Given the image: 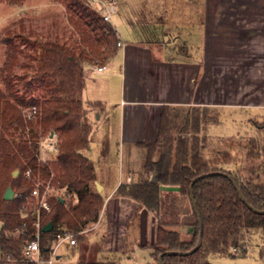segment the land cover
<instances>
[{
    "label": "trees",
    "instance_id": "obj_1",
    "mask_svg": "<svg viewBox=\"0 0 264 264\" xmlns=\"http://www.w3.org/2000/svg\"><path fill=\"white\" fill-rule=\"evenodd\" d=\"M62 2L67 12L79 20L78 32L84 37L91 35L86 42L94 41L106 48L97 53L59 41H46L36 46L28 38H21L26 47H34L31 62L35 64L33 79L24 83V91L33 95L37 88L40 92L38 99L22 100L21 104L37 108L40 121L49 133L46 137L52 139L54 134L56 154L46 162H40L38 156L42 146L39 141L21 142L23 134H16L30 128L32 120L26 125L20 111L3 118V125H0V264H36L23 256L24 243L34 233L36 217L31 214L23 218L22 207L38 179L47 182L53 176V183L65 194H54L50 198L51 211L42 213L43 227L53 224L52 231H42L41 234L45 259L51 255L58 227L67 226L74 233L76 242L83 241L84 236L79 233L88 224L98 222L104 206L102 194L92 189L96 181L95 164L83 154L90 145L94 129L89 107L103 108L100 103H89L88 107L83 100L85 70L97 58L100 59L99 66L106 65L119 52L121 40L116 28L104 20L89 0ZM0 43L8 54L13 53L15 47L10 35L0 34ZM4 98L0 88V119ZM178 109L166 107L158 140L142 145L147 150L143 172L155 175L156 181L152 182L151 176L143 181L122 184L117 193L134 199L154 214L157 236L152 246V258L157 263L161 255L170 251L183 254H166L163 264H212L213 255L233 256L231 251L235 247L241 256L247 251V234L264 237V140L255 135L247 144L241 145L233 137L206 135L203 139L181 138L174 144V137L169 132L172 113ZM212 124H219V119L214 118ZM6 131L10 133L5 134ZM30 135L32 139L36 138L34 134ZM159 148L162 151L154 160ZM28 169L33 171L35 181L26 177ZM16 170L20 174L13 177ZM203 175L208 176L193 186L196 211L190 186ZM232 180L248 204L242 200ZM9 187L15 196L12 200H5L4 194ZM162 187L176 188L177 191L162 194ZM198 216L202 222V244L197 251L185 255L198 243L201 233ZM172 227L189 228L191 238L183 239L179 231L170 229ZM22 228H25V234L16 238L13 233ZM261 254L264 255V250ZM78 264L118 263L106 259L80 261Z\"/></svg>",
    "mask_w": 264,
    "mask_h": 264
},
{
    "label": "crops",
    "instance_id": "obj_2",
    "mask_svg": "<svg viewBox=\"0 0 264 264\" xmlns=\"http://www.w3.org/2000/svg\"><path fill=\"white\" fill-rule=\"evenodd\" d=\"M90 1L100 4V8H95L103 17L108 10L111 11V22L116 20L115 28L121 40L117 55L103 65L107 71L99 72L97 68L100 66L85 70L86 87L83 93V100L88 106L89 103L103 106L102 109L90 108L94 129L90 145L83 151L95 164L96 181L93 185L97 191L98 185L101 186L100 193L105 199L97 222L99 230L91 234L88 243L98 246L95 251L99 259L95 261H114L102 253L104 250H115L106 244L118 241L123 226L120 215L123 208L131 209L133 206L132 213L136 216L141 214L142 224L154 232L153 239L147 240L146 234L139 244L150 247L151 254L156 242L157 221L142 204L117 194L122 184L143 181L147 174L143 172L144 163L139 179H136V171L132 167L124 168L121 148L114 160L111 148L113 131L117 133L118 143L127 145L130 156L137 155L142 161L141 158L145 159L147 155L142 145L158 140L166 107L187 110L209 108L221 116L220 125L225 123V118L235 121V117L241 114L263 115L264 0H202L201 51L192 59L167 56L168 53H176L177 48L165 47L151 32L144 34L142 27L151 24L146 23L151 18L149 0H132L130 7L126 8L128 3L124 0H121L120 8L115 0ZM120 9H123L122 12H134L135 17L124 18L125 14L120 13ZM121 24L130 27L127 35L119 32ZM174 42L169 40V44ZM156 44L160 45L162 54H156ZM88 78L90 84L87 83ZM170 229L180 232V228ZM64 248L69 251L74 246L66 245ZM251 248L248 246L241 256L213 255L212 264H264L261 251ZM84 251L80 252L76 264L88 261L83 255L89 250ZM63 257L59 254L57 262Z\"/></svg>",
    "mask_w": 264,
    "mask_h": 264
},
{
    "label": "rangeland",
    "instance_id": "obj_3",
    "mask_svg": "<svg viewBox=\"0 0 264 264\" xmlns=\"http://www.w3.org/2000/svg\"><path fill=\"white\" fill-rule=\"evenodd\" d=\"M116 1L117 6H119L121 0H115V2ZM131 1L132 0H124V2L128 3L125 5V8L127 6L130 7ZM89 2L95 10V6L97 8L101 7L98 2H91L90 0ZM149 2V17H151L150 19L152 20L149 19V22L146 21L148 24L151 23L150 25L142 27L144 34L146 31L149 33L151 32L156 39L162 41V44H164L165 47L173 46L174 48H177L176 53H168L166 54L167 56L173 55L186 59L197 57V54L201 51L202 43V28L200 26L202 17V0H149ZM120 7L121 6H119V8ZM122 10L123 9H120L119 12L125 14L123 15L124 18L125 16H128L129 18L135 17L134 12H122ZM78 23H80L79 20L67 12L65 3L62 2V0L0 1V34L10 35L13 38V44L15 47L13 53L8 54L6 52V47L0 43V88L5 96L1 101L2 118L0 119V125H3V118L7 115H12L19 111L21 112L26 125L32 120L30 122L32 123L30 128L26 127L22 132L19 130L16 134H23L21 142H25L26 140L39 141L42 146V160L44 159L46 161L50 159V157H53L51 155L56 154V151L49 150L48 152L44 150L48 143L51 142V140L54 141V139L46 137V134L49 133L41 123L40 116L37 114V116L28 119L26 115L30 112L29 110L31 108L21 104L22 100L29 102L33 97L38 99L40 94L37 88L33 91V95L24 91V83L31 82L33 79L35 64L31 62V54L34 47H26V45L22 43L21 38H28L32 43H35L36 46L46 41H59L66 42L76 49H84L86 51L89 50L97 53L104 51V48H106L105 45L98 46L94 41L93 43L86 42L88 35L89 37H91V35L88 34L86 35L87 37L81 35L78 32ZM152 23L154 24L152 25ZM111 24L116 27V20H113ZM127 31H130V27L123 26L122 24L119 26V32L122 33V35H127ZM169 40H175V42L169 44ZM159 48L160 45H154L156 54H162V52L159 51ZM99 60L100 59L97 58L95 63L88 64L86 69L88 67L99 66ZM87 83L90 84L89 78L87 79ZM35 87H37L36 84ZM218 115L219 114L216 111L211 109L208 111L197 109H178L174 111L171 116L172 121L169 132V134L174 137V144H176L177 140L181 138H187L189 140L194 138L203 139L206 135H211L215 138L233 137L241 145L247 144L248 139L255 135L262 136V139L264 140V113L261 116L241 114L235 117V121L225 118V123L223 125H220L221 116ZM214 118L219 119V124L213 126L212 122H214ZM196 119H199L200 121L196 122ZM9 133L10 131H6L5 134ZM30 134H34L36 138L32 139ZM118 141L117 133L113 131L111 135V148L114 160L118 158L119 149L121 148L122 166L126 169L127 167H132L136 171V179H139L142 174L141 166L145 161V159H143L144 157L141 158L142 161L137 155L131 157L127 145L123 143L119 144ZM161 151L162 148H159L154 160L159 158ZM205 153H208V151ZM231 168H234V166ZM151 176H153V174L148 173L145 180L149 179ZM39 177L38 173V178ZM128 184H130V182ZM92 189L93 191L98 192L94 185L92 186ZM161 189L162 194H166L170 191H177L176 188L171 189L162 187ZM57 193L64 196V192ZM67 200H69V197H67ZM131 207L133 208V206ZM131 209L123 208L120 214L123 226L121 227L122 232L117 238L118 241H114L112 244H106L108 248L114 247L115 250H104L102 254L111 257L118 264H158L157 261L154 259L152 260L150 247H142L139 245L142 241L141 239H145L146 234L147 240L153 239L155 234L154 232L152 233L150 228L147 230L146 226H144L145 224H142L140 221L142 215H134L132 213L134 208L133 210ZM98 230L99 226L97 222L88 224L83 231L79 233V235L84 236V240H78L77 245L74 248L69 249V251L62 248L60 254H63L65 257L59 260L56 264H76L80 258V252H85L84 250H89L83 255L88 261L99 259L96 252L98 246H90L88 243V238L91 234L97 233ZM179 230L183 239L191 238L189 228L181 227ZM247 239H249L248 246H251L252 250L258 252L264 250L263 236L251 234Z\"/></svg>",
    "mask_w": 264,
    "mask_h": 264
},
{
    "label": "built area",
    "instance_id": "obj_4",
    "mask_svg": "<svg viewBox=\"0 0 264 264\" xmlns=\"http://www.w3.org/2000/svg\"><path fill=\"white\" fill-rule=\"evenodd\" d=\"M111 11L108 10L107 14L104 16V20L108 23L111 22ZM121 45V44H119ZM99 72L107 71L106 66H100L97 68ZM30 112L26 115L28 119L33 118L37 114V108L33 107ZM45 151L55 149V143L53 140L48 143L47 147L44 149ZM40 162H46V160H42L41 155L38 156ZM26 177L30 180L34 179L33 171L28 169L26 171ZM53 178V176H52ZM52 178L47 181L37 180L34 183V187L31 193L26 197V201L22 207V217L27 218L31 214L36 217L33 226L34 233L30 235L24 243L23 256L26 260L30 262H34L36 264H55L57 262V258L60 254V250L66 245L75 246L77 244L76 239L74 237V233L66 226H60L56 229L55 232V241L51 250V255L48 259H45L42 253V231H43V221H42V213L50 212L52 209L50 198L56 194L57 192H64L61 189H58V185L56 186L53 183ZM57 195H59L57 193ZM65 195V194H64ZM25 234V228L17 229L13 235L16 238H19L21 235ZM249 237V234L246 235ZM239 249L237 247L232 248V255L239 256Z\"/></svg>",
    "mask_w": 264,
    "mask_h": 264
},
{
    "label": "water",
    "instance_id": "obj_5",
    "mask_svg": "<svg viewBox=\"0 0 264 264\" xmlns=\"http://www.w3.org/2000/svg\"><path fill=\"white\" fill-rule=\"evenodd\" d=\"M53 137H54V134L51 135V138H53ZM19 174H20V171H19V170H16V171L13 172V176H14V177H17ZM206 176H208V175L200 176L199 178H197L196 180H194L193 183H192L191 186H190V195H191V199H192V202H193V206H194V208H195L196 211H197V205H196L195 198H194L193 186H194V184L196 183V181H198L199 179L204 178V177H206ZM155 181H156V176L154 175V176L152 177V182H155ZM232 182H233L234 186L236 187V189H237V191H238L240 197L242 198V200H243L246 204H248L247 200H246L245 197L243 196V194H242L241 190L239 189V187L237 186L236 182L233 181V180H232ZM101 190H102V189H101V186L98 185V192L100 193ZM14 196H15V192H14V190L12 189V187H9V188L6 190L5 194H4V199H5V200H12V199L14 198ZM257 212L262 213L263 211H257ZM198 220H199L200 228H201V233H200V236H199L198 243H197V245L195 246V248H194L193 250H191V251L188 252V253H184L185 255L197 251V250L200 248L201 244H202V240H203V230H202V222H201V219H200L199 216H198ZM52 229H53V224H52V223H49V224H47V225L43 228V231H44V232H50V231H52ZM166 254H173V255L180 254V255H182L183 253L174 252V251L166 252V253H164L163 255H161V256L159 257V259H158V264H163V257H164V255H166Z\"/></svg>",
    "mask_w": 264,
    "mask_h": 264
}]
</instances>
